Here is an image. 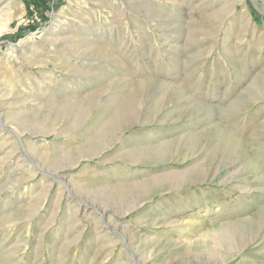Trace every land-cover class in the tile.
I'll return each instance as SVG.
<instances>
[{"label":"rangeland","instance_id":"1","mask_svg":"<svg viewBox=\"0 0 264 264\" xmlns=\"http://www.w3.org/2000/svg\"><path fill=\"white\" fill-rule=\"evenodd\" d=\"M47 2L0 0V264H264V0Z\"/></svg>","mask_w":264,"mask_h":264},{"label":"bare ground","instance_id":"2","mask_svg":"<svg viewBox=\"0 0 264 264\" xmlns=\"http://www.w3.org/2000/svg\"><path fill=\"white\" fill-rule=\"evenodd\" d=\"M12 47V46H11ZM43 127V126H42ZM53 127V126H52ZM54 128V127H53ZM48 129H49V127H48ZM47 129V130H48ZM52 129V128H51ZM53 130V129H52ZM44 132V131H43ZM52 132V131H51ZM170 144V143H169ZM164 147V146H163ZM162 148V147H161ZM153 181V180H152ZM183 183V182H182ZM146 185V184H145ZM142 186V185H141ZM147 186V185H146ZM144 189H145V187H144ZM124 195V194H123ZM139 201V200H138ZM129 203V202H128ZM132 205V204H131ZM139 206V203H134L133 204V206L131 207V209H133V208H136V207H138ZM130 210V209H129ZM126 212H129V211H126ZM233 236H235V235H233ZM206 237V238H205ZM221 237H223V235L221 236ZM239 237V236H238ZM216 240V237H215V235H213V236H208V235H202L200 238H197V239H193V240H186V241H183V242H177V243H174V244H172V245H170L171 247H175L174 249H176V250H178V249H180V248H184L183 249V253L182 252H179L180 253V255H183L185 252H187L186 254H184V255H187V254H191L192 255V253L196 250V249H199V248H201V247H204L206 244H207V242L206 241H208L209 243L210 242H213V241H215ZM236 240V239H235ZM219 241V240H218ZM232 241V240H231ZM150 242V241H149ZM153 242H155V244L154 245H158V244H160L161 242L160 241H153V240H151V243H153ZM228 242V241H227ZM150 243V244H151ZM222 243V242H221ZM146 245H148V244H146ZM220 245V244H219ZM234 245V244H233ZM152 246H153V244H152ZM211 246V245H210ZM220 247V246H219ZM152 248V250H153V247H151ZM224 249V248H223ZM173 250V249H172ZM158 251V250H157ZM144 253V252H143ZM145 254H147V255H151L152 253L149 251L148 253H145ZM153 254H154V252H153ZM144 255V254H143ZM153 256V255H152ZM142 257V256H141ZM140 257V258H141ZM149 257V256H148ZM151 257V256H150ZM189 257V256H188ZM147 259V258H146ZM188 259V258H187ZM180 260H182V259H180ZM143 261H144V259H143ZM180 262V261H179ZM178 263V262H177ZM145 264V263H144Z\"/></svg>","mask_w":264,"mask_h":264},{"label":"trees","instance_id":"3","mask_svg":"<svg viewBox=\"0 0 264 264\" xmlns=\"http://www.w3.org/2000/svg\"><path fill=\"white\" fill-rule=\"evenodd\" d=\"M30 1L33 4V6L39 8L41 10V12L45 11L46 9H48L47 0H30ZM38 5H40V7ZM22 28L23 27H21V29ZM25 28L27 30H29V31H33L36 27L33 24H28ZM18 35L20 36L19 32H18Z\"/></svg>","mask_w":264,"mask_h":264}]
</instances>
